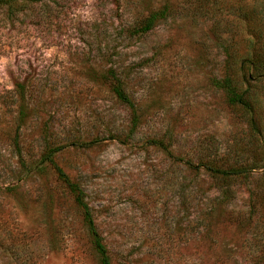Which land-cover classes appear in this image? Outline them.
Here are the masks:
<instances>
[{"label": "rangeland", "instance_id": "374dc122", "mask_svg": "<svg viewBox=\"0 0 264 264\" xmlns=\"http://www.w3.org/2000/svg\"><path fill=\"white\" fill-rule=\"evenodd\" d=\"M55 166L111 264H264V0H0V264H98Z\"/></svg>", "mask_w": 264, "mask_h": 264}, {"label": "trees", "instance_id": "16d2710c", "mask_svg": "<svg viewBox=\"0 0 264 264\" xmlns=\"http://www.w3.org/2000/svg\"><path fill=\"white\" fill-rule=\"evenodd\" d=\"M155 15H158V14H152L147 20H145L144 23L139 25L138 26L139 31H147L151 29V27L153 26L154 20L156 18ZM224 81L227 85H229L226 79ZM112 90L114 91V93L116 94L119 100H121L124 103H129V98L124 92V89L122 88V85L120 82L118 81L115 82L112 85ZM229 90L231 91L230 101L239 103L247 107L248 104L242 98L241 93H238L233 88H230ZM56 150L57 148L55 149L48 148V150L42 156L43 160L45 161L48 160L52 162L53 155ZM55 170L57 172V176L59 180L61 181L63 186L67 189V191L70 193V195L72 196L75 204L77 205L80 211L83 225L86 227V231L88 234L89 243L97 256L98 264H111L106 247L103 244L101 236L98 234L96 230L90 207L85 200V194H84L83 189L80 187L79 183L69 178L67 174H65L63 170H61L59 167L55 166Z\"/></svg>", "mask_w": 264, "mask_h": 264}]
</instances>
